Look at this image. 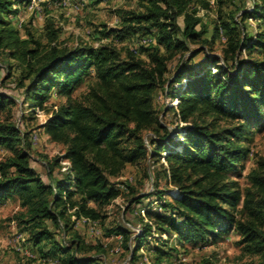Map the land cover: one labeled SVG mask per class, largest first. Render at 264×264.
<instances>
[{
    "label": "trees",
    "instance_id": "1",
    "mask_svg": "<svg viewBox=\"0 0 264 264\" xmlns=\"http://www.w3.org/2000/svg\"><path fill=\"white\" fill-rule=\"evenodd\" d=\"M17 2L28 0H0V56L7 67L2 82L12 76L11 61H16L21 67L16 77L20 108L31 114L35 108L47 111L40 127L64 149L61 157L46 161L44 182L30 165L31 131H21L11 120L17 99L0 92V111L5 113L0 147L10 152L0 160V201L18 197L21 210L15 219L31 249L56 264H104L103 245L86 242L75 230L76 221L104 226L106 207L124 191L126 211L141 203L145 196L125 182L119 188L113 179L128 165L145 169L151 160L160 168L155 183L161 174L176 194L157 190L154 194L163 200L160 210L146 209L139 217L142 230L133 237L125 226L104 227L106 237L121 236L125 250L133 243L131 263L143 246L152 264H165L177 251L170 239L183 247L214 243L235 231L243 251L264 264V157L248 172V187L243 189L231 176L244 167L254 131L264 129V0L238 10V19L215 21L210 36L199 10L211 8L214 0H138V10L116 8L118 27L98 32L118 40L149 37L151 43L140 48L144 57L112 44L69 45L60 40L61 27L49 17L43 42L34 34L33 16L21 27L12 21ZM216 3L220 8L222 0ZM250 19L255 23L252 33ZM219 37L225 42L221 55H209ZM243 49L247 59L240 56ZM175 57L178 63L170 71ZM84 81L85 90L74 95ZM157 90L176 102L168 108L176 119L174 128L162 122L153 106ZM53 94L63 101L46 108ZM61 160L68 166L55 177ZM152 232L158 234L155 244L148 241ZM19 264H35V259L24 257ZM200 264L212 262L203 259Z\"/></svg>",
    "mask_w": 264,
    "mask_h": 264
},
{
    "label": "rangeland",
    "instance_id": "2",
    "mask_svg": "<svg viewBox=\"0 0 264 264\" xmlns=\"http://www.w3.org/2000/svg\"><path fill=\"white\" fill-rule=\"evenodd\" d=\"M214 0V5L209 9H200L199 16L202 22L208 26V33L206 36H210L212 26L215 21L220 19H227L233 16V19H238L239 11L242 9H249L252 6V0H222V5L219 6ZM57 0H45L39 3L38 9L34 12H29L24 8V4L17 2L14 7L17 9L20 19H23L25 24L28 19L33 16L32 24L34 26L35 36H41L43 42H45L44 25L46 18H52L57 26L61 27L60 40L72 45L78 41L86 42L94 47L101 44H112L121 52L124 53L125 48H129L136 54L144 57L145 55L140 52L141 47H146L152 40H146L143 42L144 37L132 36L124 40H118L112 36L103 37L99 32V28H115L119 25V18L115 13L116 8H125L138 10V0H101L100 2L87 1V0H71V4L65 6H56ZM82 4V5H81ZM220 9V11H219ZM12 16V21L17 22V17ZM178 22L182 25V18H178ZM249 33L254 31V21H249ZM24 35L23 31L21 32ZM149 38V37H146ZM225 42L223 37L215 38L213 43V50L208 51L209 55L220 56L222 48H224ZM191 48L195 46L190 45ZM240 56L247 59V51L244 49L241 51ZM178 57H175L169 63V70L172 71L178 63ZM202 58V54L195 58L198 61ZM13 63L12 76L3 81L6 76V61L0 56V92L16 98L17 105L12 106V118L11 120L15 125L24 130H30V165L40 174L44 182H48L47 177V160H50L54 156L63 155V147L60 144L52 142L48 135L44 133L40 127L45 122L49 113L44 110L35 108V113L31 114L27 109H21L18 102L20 100V89L16 86V77L21 69L20 65L16 61ZM220 65L223 63L220 61ZM213 71L217 70L212 67ZM89 80V77H86ZM177 86V85H176ZM86 81L82 83L74 92V95L79 94L85 90ZM63 98L55 96L48 103L46 108L50 107V104L62 102ZM176 102L171 101L162 90L155 91L153 95V106L160 114L162 122L168 124L170 128L175 127V117L173 111L169 110V106H175ZM25 108V107H24ZM5 116L4 111H0V119ZM249 153L247 158L243 162V168L238 169L231 173L232 178L238 180L241 187L244 189L250 185L247 179V174L252 167L255 166V160L258 157H264V129L255 130L252 134L250 141L248 142ZM10 152L6 147H0V160L9 155ZM163 159V158H162ZM161 159L160 162L165 164ZM61 168H55L53 175L60 177L63 172L66 171L68 162L61 160ZM147 172V177L144 175ZM160 171L159 163L154 164L153 161L147 160L145 162V169L142 166L128 165L123 171L122 175L113 179L117 182V186L124 189L121 182H125L133 186L139 195L145 196L141 203L134 204L131 210L126 211V204L124 202L125 194L113 200L111 204L106 207L107 218L105 225L97 221H89L81 218L76 221L75 230H77L86 240V242L94 244L100 243L103 245L106 253L101 256V261L104 264H152V255L147 251L146 246L141 247L139 250L138 258L134 263L130 262V250L133 248V243L129 241V250L122 248L121 236L104 235V227H110L113 224L125 226L132 232L133 237L142 230V223L139 219L140 216H144L146 209H159L158 205L163 202L162 199H157V190H162L172 195L176 194V189L166 183L165 179L160 176V179L155 183V175ZM164 195V196H165ZM168 200V199H167ZM19 200L17 196H12L0 201V264H19L20 260L24 257H30L35 259V264H56L52 259L40 258L39 255L34 252L30 245L26 242L27 234L21 231L20 226L15 219V215L20 211ZM146 221V220H145ZM50 228L55 232L56 237L60 238L61 234L57 233V230L50 224ZM158 234L152 232L150 235L151 242L155 244L154 239ZM162 238H166L162 235ZM65 240L67 239L64 237ZM173 238V237H172ZM239 236L235 231H230L228 234L219 238L214 243L205 244H192L185 243L183 247L174 245L173 240L170 239V246L177 248L176 252H172V256L165 261V264H200L203 259H208L212 264H257L260 257L247 254L243 251L238 244ZM150 244V243H149Z\"/></svg>",
    "mask_w": 264,
    "mask_h": 264
},
{
    "label": "built area",
    "instance_id": "3",
    "mask_svg": "<svg viewBox=\"0 0 264 264\" xmlns=\"http://www.w3.org/2000/svg\"><path fill=\"white\" fill-rule=\"evenodd\" d=\"M42 1H45V0H28V2H26L24 4V8H26V10L29 11V12H34V11H36L39 8L38 5ZM210 3L213 4V0H210ZM69 4H71V0H57V2L55 3L56 6H65V5H69ZM16 17H17L18 21L14 22V23L18 27H21L24 20L20 19L19 14H17ZM250 21H252V20L250 19ZM146 40H151V39L144 37L143 42H145Z\"/></svg>",
    "mask_w": 264,
    "mask_h": 264
}]
</instances>
